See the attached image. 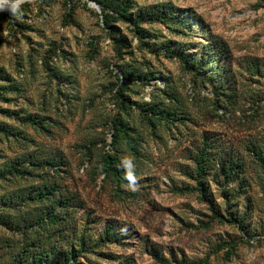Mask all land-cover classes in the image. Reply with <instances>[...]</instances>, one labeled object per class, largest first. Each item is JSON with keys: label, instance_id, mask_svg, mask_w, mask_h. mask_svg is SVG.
I'll return each instance as SVG.
<instances>
[{"label": "rangeland", "instance_id": "374dc122", "mask_svg": "<svg viewBox=\"0 0 264 264\" xmlns=\"http://www.w3.org/2000/svg\"><path fill=\"white\" fill-rule=\"evenodd\" d=\"M15 3L0 0V264H264V0H129L109 27L87 0ZM173 93L188 119L151 127ZM119 121L132 185L102 170ZM59 194L62 222L24 228Z\"/></svg>", "mask_w": 264, "mask_h": 264}, {"label": "trees", "instance_id": "16d2710c", "mask_svg": "<svg viewBox=\"0 0 264 264\" xmlns=\"http://www.w3.org/2000/svg\"><path fill=\"white\" fill-rule=\"evenodd\" d=\"M94 1L99 7H100V13H99V18L102 24L105 26L110 25L111 19L116 16H123L125 13L128 11L130 4L129 0L127 1H121V0H92ZM166 13L167 10H164ZM187 14V13H186ZM2 17L6 18V15L2 14ZM8 17V16H7ZM170 19L167 18L166 21H169ZM219 58L215 57L213 60L219 61ZM216 74V73H215ZM214 73H211L210 77L215 75ZM136 76L139 78H144L146 74L143 75H136L132 71H129L127 69L122 70V78L124 79H130L131 77ZM127 87H120V90L125 91ZM123 93V92H122ZM169 101L171 102L170 104H159L156 102H151L148 105L149 107V113L152 114V119H148L150 121L151 127L154 126V122H160V123H173L174 121H181V120H186L188 119V112L187 109L185 110L184 106L181 103L180 96L176 94H169ZM156 103V104H155ZM29 121L32 120L31 117L28 118ZM130 126L126 122H121L117 123L115 126V132L112 134V150L113 154L109 152H104L102 155V170L104 171L106 176H111L112 179L115 178L117 180L122 179L125 180L126 182L128 181L126 179V170L119 165V160L116 158L115 152L118 151V148L116 147L117 145H122L128 152L131 154H136L137 153V147H136V137L133 136L132 133L129 132ZM206 150H200V153L197 154L196 158L194 159V164L196 166L197 173L201 174L205 171V168L208 163V158L205 156ZM256 155L258 161L260 162L262 168L264 169V156L262 153L259 152H254ZM30 166L34 167H39L41 165H46L53 163V160H50L49 162H42V164H39L38 161L35 160H27ZM38 165V166H37ZM226 167L222 169V172L224 176L231 177L233 174V171L236 169V165L233 161L227 160L226 161ZM14 171H19V168L13 167ZM25 173H28V171H25ZM57 186L54 184L51 185H39L35 186L32 191L29 190H23L20 195H26L30 196L33 195V197L37 200H43L46 199L48 195H54L55 191H58L56 188ZM183 189H181L182 191ZM185 190H188V188H185ZM59 199L53 201V205L50 208L41 210L38 213V216L27 220V222L24 224V228H31L35 227L38 228L41 225L44 224H50V225H55L57 223H60L64 220V218H61L59 215V210L56 209L57 207H62V206H67L68 202L71 201V199L67 197H63L61 194L58 195ZM1 223L2 222L0 220ZM110 229H106L104 232L105 237L107 238V234H109ZM117 234L112 236L111 238H107L109 241L115 240V237ZM84 245L83 240H78V248L75 249L74 246H70L68 250L65 251L63 259L67 261H75L76 253H78L79 249H81ZM232 247L233 244H230ZM229 253V252H227ZM48 252L46 251L45 254L41 253H36L32 255L29 259H25L24 256H20L17 259L16 264H23L22 261H30L27 262L26 264H41L42 261H45L46 259H43V257H47ZM22 259V261H21ZM49 264V263H47Z\"/></svg>", "mask_w": 264, "mask_h": 264}, {"label": "clouds", "instance_id": "9594fccd", "mask_svg": "<svg viewBox=\"0 0 264 264\" xmlns=\"http://www.w3.org/2000/svg\"><path fill=\"white\" fill-rule=\"evenodd\" d=\"M23 0H16V3L12 6V12L13 14L16 13L18 6L20 3H22ZM122 165L126 169V179L130 182V185L135 183V177L132 175V163L131 161L125 159L122 161Z\"/></svg>", "mask_w": 264, "mask_h": 264}, {"label": "water", "instance_id": "95a60500", "mask_svg": "<svg viewBox=\"0 0 264 264\" xmlns=\"http://www.w3.org/2000/svg\"><path fill=\"white\" fill-rule=\"evenodd\" d=\"M87 3H88L89 5H93L94 8H96L97 11L100 13V7H99L94 1H92V0H87Z\"/></svg>", "mask_w": 264, "mask_h": 264}]
</instances>
